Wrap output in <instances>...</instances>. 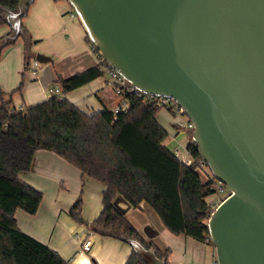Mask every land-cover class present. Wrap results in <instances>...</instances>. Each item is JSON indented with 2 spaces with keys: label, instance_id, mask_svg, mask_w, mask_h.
I'll list each match as a JSON object with an SVG mask.
<instances>
[{
  "label": "water",
  "instance_id": "1",
  "mask_svg": "<svg viewBox=\"0 0 264 264\" xmlns=\"http://www.w3.org/2000/svg\"><path fill=\"white\" fill-rule=\"evenodd\" d=\"M32 1L0 6L12 29L4 42L25 36ZM67 1L123 77L173 98L192 122L199 155L230 192L207 220L217 264H264V0ZM115 235L147 264H167Z\"/></svg>",
  "mask_w": 264,
  "mask_h": 264
},
{
  "label": "trees",
  "instance_id": "2",
  "mask_svg": "<svg viewBox=\"0 0 264 264\" xmlns=\"http://www.w3.org/2000/svg\"><path fill=\"white\" fill-rule=\"evenodd\" d=\"M0 6L15 10L17 0H0ZM0 22H6L1 9ZM11 33L12 29L0 37V48L15 41H3ZM28 49L26 60L30 55ZM104 71L103 64L98 62L57 81L65 93ZM124 95L128 107L116 113L109 108L86 113L56 94L18 109L11 106V100H1L0 264H70L49 246L20 230L14 217L16 208L35 213L40 204L42 192L18 178L19 172L29 170L37 149L53 151L77 167L82 175L104 184L102 208L90 223V230L133 236L145 247L155 249L158 257L166 258V252L144 240L114 204L119 197L130 207L147 202L172 233L213 245L207 226L212 209L206 197L215 192L214 181L198 169L199 162H206L195 141L186 144L194 158L186 164L163 143L168 132L155 117L160 104L148 93ZM80 209L81 196H78L69 213L83 223ZM124 264L147 263L131 249Z\"/></svg>",
  "mask_w": 264,
  "mask_h": 264
},
{
  "label": "crops",
  "instance_id": "3",
  "mask_svg": "<svg viewBox=\"0 0 264 264\" xmlns=\"http://www.w3.org/2000/svg\"><path fill=\"white\" fill-rule=\"evenodd\" d=\"M72 11L67 0H33L29 4L22 18L29 36H18L14 42L0 48V103L2 99L11 100V106L18 109L40 102L49 97L48 88L59 87L58 78H66L99 62ZM10 31L7 22H0V37ZM33 38L36 40L32 42ZM28 47L30 55L26 60ZM36 54H41L42 60L37 75H33L28 70L30 59ZM63 96L86 113L112 109L121 100L106 70ZM155 117L172 140L181 132L182 129L176 128L172 131L161 121L158 111ZM167 140L163 143L168 147ZM18 178L42 192L35 213L15 209L14 217L20 230L49 246L70 264H124L131 246L113 234L89 228L102 208L104 184L101 181L82 175L77 167L46 149L35 150L29 170L19 172ZM78 196H81L83 223L69 213ZM116 202L137 233L166 252L167 264H217L213 245L172 233L147 202L141 201L137 207H130L121 198ZM86 236L92 241L88 251L80 246Z\"/></svg>",
  "mask_w": 264,
  "mask_h": 264
},
{
  "label": "built area",
  "instance_id": "4",
  "mask_svg": "<svg viewBox=\"0 0 264 264\" xmlns=\"http://www.w3.org/2000/svg\"><path fill=\"white\" fill-rule=\"evenodd\" d=\"M71 14L72 15H76L74 10L71 12ZM89 44H90L89 45L90 50L92 52H94L95 54H97L99 62H101L103 64V67L109 73V75H110V84L112 85L115 93L121 97V100L117 104H115V106L112 108L113 112L116 113V112H119V111L126 110V108L128 107V99L125 98L124 94L128 93V92H134V93H137V94H141L142 91L139 90L138 88H136L125 77H123L121 75V73L118 72L103 57V55L100 53L99 49L97 51V49H96L97 46L92 41ZM98 53H100L101 55L99 56ZM31 62L32 63L30 64L29 72L31 74H33V75H37L38 70H39L40 62L35 57H33L31 59ZM47 93H48L49 96L56 94V95H59V96L63 97V93H62L60 87H58V86L48 88L47 89ZM150 95L153 97V99L158 104H160V106L169 109L171 112H173V113L176 112L177 114L178 113L185 114L183 108L180 105H178L173 98L165 97V96H159V95H152V94H150ZM186 120L188 122L184 123L183 119H179L177 121V124L180 127H190V128H192L193 124L190 121V119L186 118ZM172 150H173L174 154L186 164L191 163L194 160V158L189 154L186 146H185V152H183V153H179L176 146ZM199 161L200 160H198V162ZM198 164L202 165V164H205V163L199 162ZM210 177H212V176H210ZM212 178H214V177H212ZM213 186H214V182H213ZM214 188H215V186H214ZM223 188H224V186H220L219 187L220 190H223ZM229 193L230 192L228 191V193L223 198H225ZM91 244H92L91 239L88 236H86L85 238H83L81 240V245L80 246H81V249L88 251L90 249V247H91Z\"/></svg>",
  "mask_w": 264,
  "mask_h": 264
},
{
  "label": "rangeland",
  "instance_id": "5",
  "mask_svg": "<svg viewBox=\"0 0 264 264\" xmlns=\"http://www.w3.org/2000/svg\"><path fill=\"white\" fill-rule=\"evenodd\" d=\"M77 17V16H76ZM78 19V18H77ZM36 38H33L31 41H35ZM34 45V43H33ZM34 51V49L31 50V52ZM31 59H30V64H31ZM29 72V70H28ZM162 106H160L157 111L159 112V118H161V121L163 120L164 122H166V124L169 126L170 129H172V131H175L176 129H182L181 132L179 134H177V136L174 138V140L171 139L170 136L167 137V145L169 148L173 149L175 146L178 149L179 153H183L185 152V146L188 143V141L190 142L192 140V136H191V130L192 128L190 127H180L178 124H175V122L179 119H183L184 123L188 122L186 120V118L188 119L186 114H180V113H173L171 112L169 109H164L162 108ZM179 118V119H178ZM171 132V130H169V133ZM198 169L200 170V172L203 174V176L205 177H210L212 175L209 167L206 164H202L198 167ZM214 181V186H215V192L210 194L209 196L206 197L207 202L210 205V208L213 210L217 204L222 200V198L228 193V188L227 186L219 181L217 178H213ZM220 186H224L223 190H220L219 187ZM211 210V211H212ZM116 234H118V232H116Z\"/></svg>",
  "mask_w": 264,
  "mask_h": 264
}]
</instances>
